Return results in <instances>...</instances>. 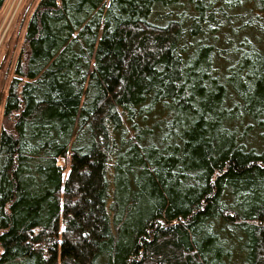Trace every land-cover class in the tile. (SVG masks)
<instances>
[{
  "label": "trees",
  "instance_id": "1",
  "mask_svg": "<svg viewBox=\"0 0 264 264\" xmlns=\"http://www.w3.org/2000/svg\"><path fill=\"white\" fill-rule=\"evenodd\" d=\"M24 41L0 264H264V0H39Z\"/></svg>",
  "mask_w": 264,
  "mask_h": 264
},
{
  "label": "rangeland",
  "instance_id": "2",
  "mask_svg": "<svg viewBox=\"0 0 264 264\" xmlns=\"http://www.w3.org/2000/svg\"><path fill=\"white\" fill-rule=\"evenodd\" d=\"M39 0H6L0 12V98L7 95L9 85L14 77V69L25 47L26 23ZM183 13L189 12L183 8ZM11 122L3 118L0 108V133L10 129ZM65 175L69 173V161L63 163Z\"/></svg>",
  "mask_w": 264,
  "mask_h": 264
}]
</instances>
